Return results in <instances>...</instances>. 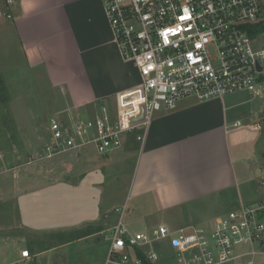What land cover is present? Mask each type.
I'll return each instance as SVG.
<instances>
[{"label":"crops","instance_id":"0c3cea01","mask_svg":"<svg viewBox=\"0 0 264 264\" xmlns=\"http://www.w3.org/2000/svg\"><path fill=\"white\" fill-rule=\"evenodd\" d=\"M0 12L10 13L12 19L7 20L23 52L21 64L8 67L7 59L3 63L0 59V77L10 92L18 79L9 75L20 80L44 76L70 94L64 110L91 117L103 104L116 107L118 94L141 82L136 66L124 61L119 52L104 0H19L10 8L4 3ZM8 68H13V74ZM239 93L208 102L182 99L174 111L156 114L144 144L137 141V134L126 135L122 147L104 157L109 161L115 155L119 163H126L129 152H139L128 193L135 202L128 222L117 221L112 212L91 214L92 224L43 234L41 246H34L37 254L24 260L21 256L18 263L65 264L80 255L78 264H102L103 259L105 264H119L121 257L114 255L110 260V255L112 236L120 223L135 234L142 232L139 223L147 230L157 226L159 221L153 219L158 217L171 218L158 224L171 228L185 216L216 215L224 207L264 203L250 194L261 164L256 158L259 137L252 138V134L264 130L260 122L264 102L256 105L254 98ZM251 104L248 116L238 110ZM87 228L91 234L69 241L71 235ZM128 252L133 264L135 249L128 247ZM260 258L264 255L257 257L256 264H264L258 262Z\"/></svg>","mask_w":264,"mask_h":264},{"label":"built area","instance_id":"2783aa9c","mask_svg":"<svg viewBox=\"0 0 264 264\" xmlns=\"http://www.w3.org/2000/svg\"><path fill=\"white\" fill-rule=\"evenodd\" d=\"M0 1L10 8L19 0ZM104 9L123 60L136 66L141 82L118 94L114 111L103 104L88 118H52L48 156L87 145L107 156L129 134H137L144 144L156 114L174 111L182 99L208 102L236 92L263 95L264 31L255 27L264 21V0H104ZM0 16L12 19L9 12ZM214 226L174 231L160 225L152 233L133 234L120 223L112 236L110 260L119 255V264H131V247L141 249L148 264H157L154 245L161 239L188 253L193 264H256L264 255V203L241 205ZM31 257L23 250V260Z\"/></svg>","mask_w":264,"mask_h":264},{"label":"rangeland","instance_id":"374dc122","mask_svg":"<svg viewBox=\"0 0 264 264\" xmlns=\"http://www.w3.org/2000/svg\"><path fill=\"white\" fill-rule=\"evenodd\" d=\"M2 5L4 2L0 1ZM0 24L4 26L3 29L0 27L1 62L7 59L8 67L15 62L23 63L21 44L14 34L12 22L0 16ZM8 73L13 74V68H8ZM9 77L18 81L15 79L12 83L11 92L8 86L0 92V98L4 97L0 99V264H31L18 261L23 250L31 251L29 247L41 246L43 234L58 230L70 231L92 224L91 214L96 213L103 216L105 212H112L117 221L123 218L124 222H128L130 209H133L135 203L129 199L128 193L139 152H129L126 163H119L115 155L107 161L96 152L94 145H87L79 152L67 151L57 156H48L45 148L53 142L51 119L60 116L66 120L78 116L88 118L89 114L64 110L69 106L67 102L71 100L70 94L66 95L62 86L54 87L44 76L39 79L33 76L35 78L31 77L30 80L29 77L25 80L13 75ZM238 95L251 100L254 98L248 92ZM254 99L256 105L261 100L264 102V93ZM252 104L241 105L238 110L248 116ZM114 110L115 107H111V111ZM260 122L264 128L261 117ZM256 136L259 137L256 158L261 164L250 194L264 200V130L260 134H252V138ZM121 152L119 150L115 154ZM96 188L98 191L93 194ZM236 209L224 207L216 215L185 216L171 228L174 231L182 227L213 229L218 218ZM168 219L171 218L153 219L159 222L155 227L149 226V230L141 223L137 228L152 233L158 229L161 221L168 222ZM155 247L159 257L157 264H193V258L172 247L170 239L159 240ZM181 257L184 261L180 260ZM76 258L65 264H78ZM259 260L264 263V259ZM105 263L106 259H103L102 264Z\"/></svg>","mask_w":264,"mask_h":264},{"label":"trees","instance_id":"16d2710c","mask_svg":"<svg viewBox=\"0 0 264 264\" xmlns=\"http://www.w3.org/2000/svg\"><path fill=\"white\" fill-rule=\"evenodd\" d=\"M255 28H256V31H259V32L264 31V21L261 22L260 24H258ZM5 87H6L5 82H4L3 78L0 77V92L4 91ZM2 99H4V97ZM1 100H0V102H1ZM261 121L264 122V113L261 115ZM89 234H91V230L89 228H87L85 230H81L80 232H77V233L71 235L69 237V241L79 240L82 237L88 236ZM29 249L31 250V253L33 255L37 254L38 250L35 247L32 246V247H29ZM134 249H135L136 259L141 258L144 261V264H148L147 260H146V255L144 254V252L139 248H134Z\"/></svg>","mask_w":264,"mask_h":264},{"label":"water","instance_id":"95a60500","mask_svg":"<svg viewBox=\"0 0 264 264\" xmlns=\"http://www.w3.org/2000/svg\"><path fill=\"white\" fill-rule=\"evenodd\" d=\"M143 117H144V115L140 119H137L135 122L140 121L141 119H143Z\"/></svg>","mask_w":264,"mask_h":264}]
</instances>
